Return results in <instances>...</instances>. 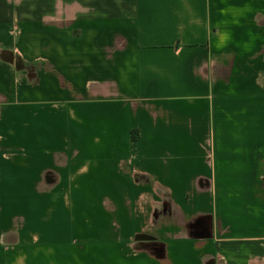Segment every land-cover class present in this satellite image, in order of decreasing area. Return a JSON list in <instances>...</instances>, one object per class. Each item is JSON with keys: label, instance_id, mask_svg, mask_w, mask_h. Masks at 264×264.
<instances>
[{"label": "crops", "instance_id": "obj_1", "mask_svg": "<svg viewBox=\"0 0 264 264\" xmlns=\"http://www.w3.org/2000/svg\"><path fill=\"white\" fill-rule=\"evenodd\" d=\"M0 264H264V0H0Z\"/></svg>", "mask_w": 264, "mask_h": 264}, {"label": "rangeland", "instance_id": "obj_2", "mask_svg": "<svg viewBox=\"0 0 264 264\" xmlns=\"http://www.w3.org/2000/svg\"><path fill=\"white\" fill-rule=\"evenodd\" d=\"M136 140H137V137H136V134L135 133H131L129 132V135H128V143H129V147L134 149L135 147V143H136ZM103 232L106 234L107 232H114V234H118V231L117 229H111V228H105V230H103Z\"/></svg>", "mask_w": 264, "mask_h": 264}]
</instances>
